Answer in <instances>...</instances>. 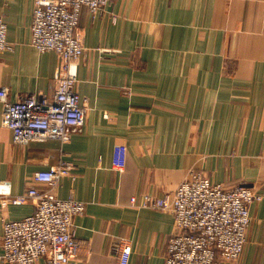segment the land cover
Returning <instances> with one entry per match:
<instances>
[{"label": "crops", "instance_id": "0c3cea01", "mask_svg": "<svg viewBox=\"0 0 264 264\" xmlns=\"http://www.w3.org/2000/svg\"><path fill=\"white\" fill-rule=\"evenodd\" d=\"M33 9L34 0H0L12 48L0 53V89L11 101L56 89L61 59L31 45ZM78 29L84 124L67 143L17 145L0 103V196L45 190L33 174L70 163L74 179L61 178L53 192L85 205L73 219L72 263L113 264L124 243L129 264H164L173 216L132 198L171 193L190 171L264 189V0H115L95 15L82 8ZM34 209L9 205L0 220ZM250 213L244 256L218 264H264V199Z\"/></svg>", "mask_w": 264, "mask_h": 264}, {"label": "built area", "instance_id": "2783aa9c", "mask_svg": "<svg viewBox=\"0 0 264 264\" xmlns=\"http://www.w3.org/2000/svg\"><path fill=\"white\" fill-rule=\"evenodd\" d=\"M115 0H34L31 45L39 53L55 52L61 59L56 89L51 98L26 94L18 101L0 89L2 125L10 130L12 143L26 145L33 139L70 140L74 129L83 126L86 108L75 91L77 65L84 54L78 29L79 14L103 11ZM7 27L0 18V53L11 50ZM71 177L72 165L61 163L36 171L32 186L19 196H0V209L32 202L35 209L20 220L1 219L0 264H73L79 243L73 219L84 212V203L59 199L53 190L61 178ZM261 199L253 187L215 184L200 172L190 171L174 191L157 197L143 195L139 207L166 211L173 216L176 233L170 236L164 264H218L239 259L250 224V206ZM113 264H129L131 247H115Z\"/></svg>", "mask_w": 264, "mask_h": 264}, {"label": "rangeland", "instance_id": "374dc122", "mask_svg": "<svg viewBox=\"0 0 264 264\" xmlns=\"http://www.w3.org/2000/svg\"><path fill=\"white\" fill-rule=\"evenodd\" d=\"M235 186H236V185H235ZM252 186H254V185H252ZM254 187H255L254 189L257 191V193H259L260 196H261V199H260L259 201L256 202L257 204H259V203L262 202V200L264 199V189H262V187H260L259 184L255 185ZM253 223H254V218H253L252 214L250 213V224H249V227H248V229H247V233H246V241H248L249 230H250L251 226L253 225ZM245 243H246V242H245ZM243 249H244V248H243ZM243 256H244V252H242L241 256H240L239 259H237L236 261H233V262H229V261H221V262H219V263H222V262H223V263H237V262H239V260H240L241 257H243Z\"/></svg>", "mask_w": 264, "mask_h": 264}]
</instances>
